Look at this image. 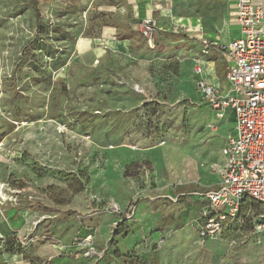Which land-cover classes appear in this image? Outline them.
<instances>
[{
    "label": "rangeland",
    "instance_id": "obj_1",
    "mask_svg": "<svg viewBox=\"0 0 264 264\" xmlns=\"http://www.w3.org/2000/svg\"><path fill=\"white\" fill-rule=\"evenodd\" d=\"M136 2L159 27L154 48L131 0H0V264H264L261 208L221 237L195 229L193 193L217 186L231 120L193 67L227 0ZM105 27L128 52L107 48Z\"/></svg>",
    "mask_w": 264,
    "mask_h": 264
},
{
    "label": "built area",
    "instance_id": "obj_2",
    "mask_svg": "<svg viewBox=\"0 0 264 264\" xmlns=\"http://www.w3.org/2000/svg\"><path fill=\"white\" fill-rule=\"evenodd\" d=\"M231 15L239 26L237 38L226 45L201 38L203 52L214 45L226 54V88H216L202 78L195 81L200 96L218 118L226 110L234 117L233 132L220 148L223 162L217 186L193 193L201 204L195 228L203 239L221 237L223 225L239 219L246 199L262 208L257 213L252 210L254 231L264 229V2L237 0ZM131 25L150 48L158 44L155 19L137 16ZM194 72L201 73L200 64Z\"/></svg>",
    "mask_w": 264,
    "mask_h": 264
},
{
    "label": "crops",
    "instance_id": "obj_3",
    "mask_svg": "<svg viewBox=\"0 0 264 264\" xmlns=\"http://www.w3.org/2000/svg\"><path fill=\"white\" fill-rule=\"evenodd\" d=\"M136 1L137 0H131L132 9L134 10V18H136L139 15H140L139 17H141V18L145 17V16H142L140 13L143 11L144 8L148 9V3L143 4L142 2H136ZM236 1L237 0H227L226 11H224L221 20L217 23L216 28H215L216 29L215 32L210 33V34H201V36H199V45L202 46V43H201L202 37H209L221 45H226L230 41H232L233 39H235L239 36V26H238L236 20L234 19V17L231 15V11H232ZM263 2H264V0H263ZM132 28L134 31H136L134 29V27H132ZM195 29L196 30L200 29V25L196 26ZM99 39L101 41L105 42V44L107 45V48L110 49L111 51L121 52V53L129 51V48H130L129 40L128 39L120 40V39L115 38L113 36V28L105 27L104 30L102 31L101 37H99ZM78 44L83 47V45L87 44V41L85 39H80L78 41ZM211 47H210L211 49L210 48L207 49L206 52H203L202 51L203 48H201L203 55H200V59L196 60V64H195V65H197V63H198L201 65V73H195L194 67H193L194 81L202 78L206 82H208L209 84H212L216 88H219L222 90V89H225L227 86L225 74H226V69H227V64H228V58L225 54L226 59H227L226 60L227 64H226V68H224L222 64H219L217 62L216 58L212 57L215 55L214 50H216L218 48L215 47L214 45H211ZM212 111H214V110H212ZM225 116H227L231 120V129H230V134H231L233 132V128H234V117H233V114L230 110H226L223 117H225ZM220 155H221V153H220ZM221 157H222V155H221ZM222 162H223V157H222ZM207 190H209V189H207ZM193 197H194L193 199L199 204V209H198V212H199L201 204H200V202L197 201L195 196H193ZM198 212H197V214H198ZM195 226H196V224H195Z\"/></svg>",
    "mask_w": 264,
    "mask_h": 264
},
{
    "label": "trees",
    "instance_id": "obj_4",
    "mask_svg": "<svg viewBox=\"0 0 264 264\" xmlns=\"http://www.w3.org/2000/svg\"><path fill=\"white\" fill-rule=\"evenodd\" d=\"M131 27H132V26H131ZM136 33H138V32H136ZM139 35H140V34H139ZM140 36H141V35H140ZM141 37H142V36H141ZM117 39H120V40H122V39H129V36L125 35L124 33H119V34H117ZM126 171H127V168H126ZM126 171H125V173H126ZM82 189H83V186L80 185L79 188H78L76 191H81ZM248 205H249L250 208H255V207L258 208V209L261 208V206H260L258 203L246 199V200L244 201L243 206H248ZM260 211H262V208H261ZM254 212L257 213V212H259V211H254ZM254 215H255V214H254ZM249 219H253V217H252V216H249L248 221L250 222ZM253 224H254V222H252V225H253ZM125 230H127V222H126V220H125V218H124L123 222L117 225V227H116V229H115V232H114L113 234H114V236H116V235H119L121 232H123V231H125ZM29 264H30V263H29Z\"/></svg>",
    "mask_w": 264,
    "mask_h": 264
},
{
    "label": "bare ground",
    "instance_id": "obj_5",
    "mask_svg": "<svg viewBox=\"0 0 264 264\" xmlns=\"http://www.w3.org/2000/svg\"><path fill=\"white\" fill-rule=\"evenodd\" d=\"M110 41V40H109ZM113 43V42H112ZM111 45V44H110ZM116 46V45H115ZM126 48V47H125Z\"/></svg>",
    "mask_w": 264,
    "mask_h": 264
}]
</instances>
